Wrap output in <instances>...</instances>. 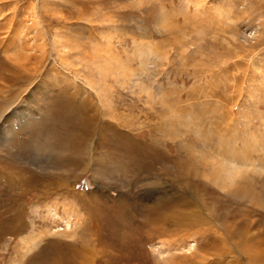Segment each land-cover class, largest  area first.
I'll return each instance as SVG.
<instances>
[{
  "label": "rangeland",
  "instance_id": "374dc122",
  "mask_svg": "<svg viewBox=\"0 0 264 264\" xmlns=\"http://www.w3.org/2000/svg\"><path fill=\"white\" fill-rule=\"evenodd\" d=\"M0 28V264H264V0H0Z\"/></svg>",
  "mask_w": 264,
  "mask_h": 264
},
{
  "label": "bare ground",
  "instance_id": "6f19581e",
  "mask_svg": "<svg viewBox=\"0 0 264 264\" xmlns=\"http://www.w3.org/2000/svg\"><path fill=\"white\" fill-rule=\"evenodd\" d=\"M40 3V2H39ZM197 4L198 5H196L197 7H201V4H199V2L197 1ZM204 6V5H203ZM37 7V6H36ZM40 7V6H39ZM32 8V7H31ZM39 15V14H38ZM32 16H33V18H32V20H31V22L34 24V25H31V26H34L35 28H36V30L35 31H38V23L40 22V21H38V18L39 17H37V14H35V10H33V13H32ZM6 26V25H5ZM3 27V26H2ZM20 27V26H19ZM4 28V27H3ZM42 28V27H41ZM1 29V28H0ZM7 29V28H6ZM17 29V28H16ZM10 30V29H9ZM8 30V31H9ZM19 31V30H18ZM34 31V30H33ZM258 31H259V29H258ZM44 32V31H43ZM42 33V32H41ZM256 33V32H255ZM1 34V33H0ZM36 34H38V33H36ZM43 34V33H42ZM4 35V34H3ZM44 35V34H43ZM58 35V34H57ZM258 36H260V35H258ZM257 36V37H258ZM1 37V36H0ZM33 37V36H32ZM37 37V36H36ZM46 37V36H45ZM249 37V36H248ZM255 37V36H254ZM10 38H13V37H10ZM35 39V38H34ZM37 39V38H36ZM41 39V38H40ZM8 40V39H7ZM6 40V41H7ZM247 40H249V39H247ZM56 41V40H55ZM62 41V40H61ZM58 43V42H57ZM9 44V43H8ZM28 44V43H27ZM48 44V43H47ZM46 44V45H47ZM250 44V43H249ZM10 45V44H9ZM22 45V44H21ZM20 45V46H21ZM44 45V44H43ZM252 45V44H251ZM25 46V45H24ZM6 47V46H5ZM28 47V46H27ZM42 47V46H41ZM45 47V46H44ZM51 47V46H50ZM6 48H8V47H6ZM20 48V47H19ZM30 48H34L33 46H31ZM26 49V48H25ZM29 49V48H28ZM59 49V48H58ZM19 50V49H18ZM35 52L37 51L36 49H33ZM63 50V49H62ZM24 51V50H23ZM64 51V50H63ZM31 52V51H30ZM14 53V52H13ZM23 53V52H22ZM33 53V52H32ZM31 53V54H32ZM45 53V52H44ZM50 53V52H49ZM41 54V53H40ZM39 54V55H40ZM64 54V53H63ZM34 55V54H33ZM36 55H37V53H36ZM44 55V54H43ZM50 55V54H49ZM29 56V55H28ZM46 56V55H45ZM47 57V56H46ZM98 57V56H97ZM100 58V57H99ZM25 58H23V57H21L20 55H16V63L19 65H17L16 63L14 64V66H16V68H18V67H21V66H24V64H26V60H24ZM115 59V58H114ZM33 60V59H32ZM40 61V60H39ZM118 62V61H117ZM27 64H28V62H27ZM35 65V64H34ZM13 66V67H14ZM118 66V65H117ZM11 67V66H10ZM4 68V67H3ZM96 68V67H95ZM4 71V70H3ZM100 74V73H99ZM19 75H20V73H19ZM41 75V74H40ZM20 78L21 79H23V77H22V75H20ZM72 81V80H71ZM91 81V80H90ZM90 84V83H89ZM67 90V89H66ZM8 92V91H7ZM21 94V93H20ZM19 96V95H18ZM77 96V95H76ZM2 100V99H1ZM8 101V100H7ZM10 101V100H9ZM93 102V101H92ZM97 104H99V103H97ZM110 104V103H109ZM7 105V104H6ZM90 105H91V103H90ZM100 105V104H99ZM9 106V105H8ZM24 106V105H23ZM28 106V105H27ZM31 106V105H30ZM78 106V105H77ZM106 106V105H105ZM100 107V106H99ZM22 108V107H21ZM17 111V110H16ZM98 111V110H97ZM4 112V111H3ZM25 112V111H24ZM14 113V112H13ZM96 113V112H95ZM1 114V113H0ZM30 115V114H29ZM97 115V114H96ZM100 115H102V114H100ZM99 115V116H100ZM24 116V115H23ZM104 116V115H103ZM7 117V116H6ZM98 117V116H97ZM8 118V117H7ZM11 118V117H10ZM95 118H96V116H95ZM97 119V118H96ZM8 120V119H7ZM20 120V119H19ZM4 121V120H3ZM121 121V120H120ZM2 122V121H1ZM4 123V122H3ZM112 123V122H111ZM98 125H100V124H98ZM4 128V127H3ZM6 130H7V128H6ZM8 131V130H7ZM7 131H5V132H7ZM81 136V135H80ZM90 140V139H89ZM73 144V143H72ZM92 145V144H91ZM86 150V149H85ZM230 163V162H229ZM233 163V162H232ZM231 163V164H232ZM233 165V164H232ZM240 164H238V165H236V166H239ZM225 167H227V166H225ZM240 167V166H239ZM231 168V167H230ZM237 168V167H236ZM224 169V168H223ZM241 169H242V167H241ZM240 171V170H239ZM221 172V171H220ZM219 172V173H220ZM223 173V172H222ZM228 173V172H227ZM229 173H230V171H229ZM240 173V172H239ZM225 174V173H224ZM231 174H228L227 175V177L228 176H230ZM219 176V175H218ZM220 177V176H219ZM221 178H222V176H221ZM215 180H216V178H215ZM224 180H225V177H224ZM215 182H217V181H215ZM221 183H222V181H220ZM225 182H228V180L227 181H225ZM16 183V182H15ZM19 183V182H18ZM229 183V182H228ZM12 184V183H11ZM224 184V183H223ZM10 185V184H9ZM225 185V184H224ZM11 186V185H10ZM223 186V185H222ZM223 189V188H222ZM11 196V195H10ZM10 203V202H9ZM13 203V202H12ZM16 203V202H15ZM14 203V204H15ZM17 205V204H16ZM6 211H8V210H6ZM19 225V224H18ZM22 240H24V242H22L21 244H20V253H19V257H21L22 258V256H24V254H26L28 251H30L33 247H35L38 243H39V240H41V237L39 238L38 236H35V237H30V239H28V241H26L24 238L22 239ZM20 258V259H21ZM83 261V260H82ZM83 262H85V261H83ZM86 263V262H85Z\"/></svg>",
  "mask_w": 264,
  "mask_h": 264
}]
</instances>
